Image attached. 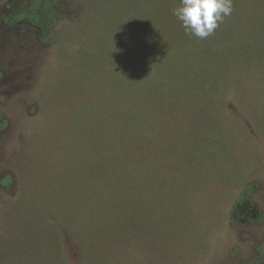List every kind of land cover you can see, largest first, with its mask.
<instances>
[{"label": "trees", "instance_id": "obj_1", "mask_svg": "<svg viewBox=\"0 0 264 264\" xmlns=\"http://www.w3.org/2000/svg\"><path fill=\"white\" fill-rule=\"evenodd\" d=\"M90 3L88 15L75 21L92 27L85 42L98 69L80 74L79 94L90 99L75 105L70 119V171L61 177L68 189L63 195H69L57 190L60 198L51 203L44 227L30 218L23 239L0 255V264H72L68 242L78 251L77 264L113 261L130 242L123 228L126 214L143 206L142 198L179 194L174 168L186 157L197 158L218 131L216 110L231 81L264 71V0H233L231 15L203 39L186 34L172 14L180 0ZM60 4L25 0L6 22L35 28L47 45ZM78 25L72 38L84 36ZM5 126L1 123L0 131ZM256 186L243 189L234 222L245 207L249 222L262 220L252 197ZM139 211L149 214L145 207Z\"/></svg>", "mask_w": 264, "mask_h": 264}, {"label": "rangeland", "instance_id": "obj_2", "mask_svg": "<svg viewBox=\"0 0 264 264\" xmlns=\"http://www.w3.org/2000/svg\"><path fill=\"white\" fill-rule=\"evenodd\" d=\"M60 1L47 45L35 28L6 22L25 0L0 2V124L6 125L0 131L1 257L23 239L30 218L44 227L60 198L57 190L68 193L61 177L70 171V119L74 106L90 99L79 94L80 74L98 69L85 42L92 27L75 21L88 15L90 0ZM78 24L84 36L72 38ZM226 94L210 143L174 168L179 194L150 195L141 207L134 201L123 224L130 244L104 264H264V71L231 81ZM252 184L262 220L249 222L245 207L234 222L233 209ZM144 207L147 217L139 211ZM66 252L77 264L72 243Z\"/></svg>", "mask_w": 264, "mask_h": 264}, {"label": "clouds", "instance_id": "obj_3", "mask_svg": "<svg viewBox=\"0 0 264 264\" xmlns=\"http://www.w3.org/2000/svg\"><path fill=\"white\" fill-rule=\"evenodd\" d=\"M233 0H180L172 14L181 22L186 34L198 38L212 35L224 17L231 15Z\"/></svg>", "mask_w": 264, "mask_h": 264}]
</instances>
